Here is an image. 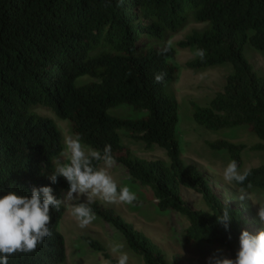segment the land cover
<instances>
[{
  "label": "trees",
  "instance_id": "trees-1",
  "mask_svg": "<svg viewBox=\"0 0 264 264\" xmlns=\"http://www.w3.org/2000/svg\"><path fill=\"white\" fill-rule=\"evenodd\" d=\"M191 23L206 28L191 32L178 46L204 49L205 56L187 67H232L223 90L208 105L191 103L195 124L209 132L244 127L264 143V77L246 56L247 47L264 53V0H0V195L51 186L59 198L68 190L65 178L56 184L49 180L64 140L56 123L37 113L44 109L69 122L84 145L102 150L110 144L115 164L152 191L159 211L186 220L187 247L219 246L234 259L249 220L219 198L180 149L179 103L173 91L179 68L170 62L175 49L169 40ZM160 72L166 73L165 80L156 83ZM123 105L143 117L110 114ZM121 132L147 148L163 149L166 160L137 156L123 144ZM208 146L226 152L241 171L244 144L217 140ZM252 151H264V144ZM248 171L235 186L264 192V164ZM183 189L201 197L200 210L186 203ZM81 202L87 201L76 204ZM90 206L144 264H168L163 250L114 208L99 201ZM226 207L232 216L228 229L218 221ZM65 212L64 203L52 210L51 235L30 252L12 254L9 264H66L59 229ZM83 241L117 264L102 242Z\"/></svg>",
  "mask_w": 264,
  "mask_h": 264
},
{
  "label": "rangeland",
  "instance_id": "rangeland-1",
  "mask_svg": "<svg viewBox=\"0 0 264 264\" xmlns=\"http://www.w3.org/2000/svg\"><path fill=\"white\" fill-rule=\"evenodd\" d=\"M205 28L206 25L191 23L184 31L169 40L175 49V54L170 58V62L179 68L173 91L179 103L178 138L181 154L186 163L195 165L202 171L215 193L224 203L244 213L249 220L246 230L256 234L264 229V224H261L258 217L260 207H264V192L256 189L241 191L235 186L234 181H226L223 172L231 160L226 152L213 151L208 144L217 140L244 144L247 147L243 153L241 171H244L264 164V151H252L255 146L264 143L244 127L209 132L197 126L193 119L191 103L195 102L201 106L208 105L213 97L223 90L226 78L232 73L230 65L203 70H193L187 67L188 63L198 57L197 50L194 48L182 49L178 44L185 40L191 32L203 31ZM246 56L254 69L264 77V53L247 47ZM84 81L88 82L89 80L85 79ZM37 113L53 120L59 127L64 140V151L55 159V164L66 162L70 152L66 149L65 139L75 137L70 123L56 118L55 115L44 109H38ZM110 114L129 119L143 117L142 113H136L125 105L110 110ZM121 136L123 144L137 156L147 160H166L163 149L156 146L147 148L142 143L128 138L125 132H121ZM108 171L118 188L127 186L130 191L136 194L137 199L132 204H127L118 201L110 202L101 196H95L92 202L99 201L114 208L125 220L149 236L163 250L168 264L176 262L181 264H215L217 259H230L228 252L219 246L187 247L184 244L183 235L188 223L182 216L175 212H160L152 191L133 182L124 167L114 164ZM182 197L193 209L200 210L202 208L201 197L196 193L183 189ZM78 200L87 201V196L81 194L64 202L66 212L59 227L66 241V264H110L104 260L101 253L92 250L83 241L84 237H92L102 242L109 254L117 260L120 253L114 252L112 249L116 245L122 244L123 248L120 251L128 254V264H144L141 258L131 253L121 233L96 216L91 223L81 227L71 211L72 205L76 204Z\"/></svg>",
  "mask_w": 264,
  "mask_h": 264
},
{
  "label": "clouds",
  "instance_id": "clouds-1",
  "mask_svg": "<svg viewBox=\"0 0 264 264\" xmlns=\"http://www.w3.org/2000/svg\"><path fill=\"white\" fill-rule=\"evenodd\" d=\"M201 59L205 56L204 49L196 53ZM166 73L155 75V82H164ZM66 149L70 156L66 162H58L53 174L49 177L51 184H56L59 177L68 182V190L61 197L54 195L51 186L32 187L31 192L7 190L0 195V264H9V257L16 252H30L38 244H42L51 235L50 221L52 210H59L62 203L81 194L87 196V202L72 205V214L81 227L91 223L96 217L90 206L95 196H101L106 201H118L132 204L137 196L127 186H120L109 174V169L115 164L112 146L106 144L102 150L93 149L82 143V138L65 139ZM94 162H102L98 167ZM250 172L240 171L235 160L230 161L224 169L226 181L243 183ZM258 217L264 224V207H260ZM232 220L229 208L218 216L219 223L226 229ZM123 245L113 247L119 252L117 264H128L129 256L120 251ZM215 264H264V229L253 234L248 230L239 235V250L234 259H217Z\"/></svg>",
  "mask_w": 264,
  "mask_h": 264
}]
</instances>
